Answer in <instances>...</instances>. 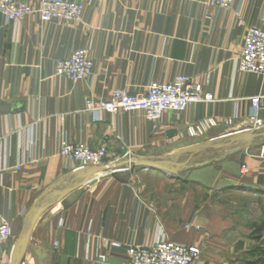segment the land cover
<instances>
[{
	"label": "crops",
	"instance_id": "1",
	"mask_svg": "<svg viewBox=\"0 0 264 264\" xmlns=\"http://www.w3.org/2000/svg\"><path fill=\"white\" fill-rule=\"evenodd\" d=\"M15 1L37 8L42 0ZM66 1L85 5L80 20L0 14V224L13 229L0 264L15 245L25 264H124L128 246L162 239L201 247L198 264H246L264 215V127L248 130L251 97H263L264 120V74L240 71L239 59L248 30L264 27V0L229 8L212 0ZM85 47L90 76L73 82L56 73ZM177 74L212 99L157 121L140 110L97 119L87 108L115 89L146 93ZM206 117L218 125L189 136L187 126ZM64 138L106 146L104 163L77 170L60 153ZM189 221L201 229L184 228Z\"/></svg>",
	"mask_w": 264,
	"mask_h": 264
},
{
	"label": "built area",
	"instance_id": "2",
	"mask_svg": "<svg viewBox=\"0 0 264 264\" xmlns=\"http://www.w3.org/2000/svg\"><path fill=\"white\" fill-rule=\"evenodd\" d=\"M212 2L220 7L229 8L233 0H212ZM84 8L83 3L66 0H42L37 8L15 0H0V14L16 22L33 13L39 14L43 21L53 19L78 21L82 18ZM93 67L89 49L85 47L75 50L70 57L60 60L56 73L76 82L90 76ZM239 69L246 73L264 74V27H251L248 30L239 59ZM262 98L260 95L250 98L253 125L248 130H260L264 127V120L259 116ZM210 99L212 95L205 91L202 83L189 75L177 74L170 82L152 83L146 93L130 94L126 89H115L110 98L99 104L88 100L87 108L96 114L97 119H100L102 112L116 114L121 111L140 110L149 120L157 121L166 111H183L194 101ZM217 125L216 118L206 117L188 125L186 131L191 137H202ZM60 153L78 161L77 170H82L88 166L102 165L107 155V147L93 148L88 144H75L64 138L60 143ZM261 155L264 157V145ZM247 170L248 167L245 166L243 172L246 173ZM186 227L200 229V225L196 223L188 224ZM12 235V226L7 222L1 223L0 245L9 241ZM111 245L118 248L123 246L116 241L111 242ZM126 251L127 260L124 264H197L201 249L196 245H184L162 239L147 245H130ZM3 264H12L11 258Z\"/></svg>",
	"mask_w": 264,
	"mask_h": 264
},
{
	"label": "rangeland",
	"instance_id": "3",
	"mask_svg": "<svg viewBox=\"0 0 264 264\" xmlns=\"http://www.w3.org/2000/svg\"><path fill=\"white\" fill-rule=\"evenodd\" d=\"M147 183L151 184L153 187H155L158 184V181L155 180L154 178H150V180L147 181ZM263 217H264V215H263ZM262 218L259 221H261ZM194 223L200 225L199 223H197L195 221H189V222L184 223V228L193 229V228H187L186 225L194 224ZM200 229H201V225H200ZM200 229H195V230H200ZM252 235H253L254 240L256 241V246H255L254 250L251 251L252 255L249 257V261L246 264H264V258L261 257L258 253V249L264 248V234L260 238H256L254 235V230H253ZM200 249H201L200 255H202L203 249L201 247H200ZM200 255H199V257H200ZM199 257H198V259H199ZM198 259H197V264H198ZM22 264H25L24 261L22 262Z\"/></svg>",
	"mask_w": 264,
	"mask_h": 264
},
{
	"label": "water",
	"instance_id": "4",
	"mask_svg": "<svg viewBox=\"0 0 264 264\" xmlns=\"http://www.w3.org/2000/svg\"><path fill=\"white\" fill-rule=\"evenodd\" d=\"M6 108H7V106H3V109H6ZM173 133H175L174 130L169 131V134H173ZM202 149L203 148H192V149L187 150L186 152L195 153L197 151H201ZM32 230H33V226L29 229V231L27 232V235L24 238L20 239L21 243H25L30 238ZM24 251H25V249H22V248L18 247V245H15L14 251H13L12 256H11L12 264H22Z\"/></svg>",
	"mask_w": 264,
	"mask_h": 264
},
{
	"label": "trees",
	"instance_id": "5",
	"mask_svg": "<svg viewBox=\"0 0 264 264\" xmlns=\"http://www.w3.org/2000/svg\"><path fill=\"white\" fill-rule=\"evenodd\" d=\"M253 230L256 238H260L264 234V217L261 221L254 223ZM258 253L261 257L264 258V248L258 249Z\"/></svg>",
	"mask_w": 264,
	"mask_h": 264
}]
</instances>
